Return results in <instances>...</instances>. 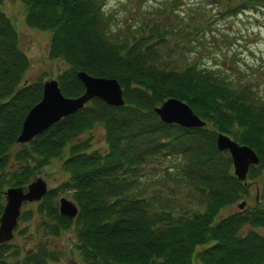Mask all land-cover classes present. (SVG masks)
<instances>
[{
  "label": "trees",
  "instance_id": "obj_1",
  "mask_svg": "<svg viewBox=\"0 0 264 264\" xmlns=\"http://www.w3.org/2000/svg\"><path fill=\"white\" fill-rule=\"evenodd\" d=\"M21 1L25 23L50 32L49 56L68 64L58 74L65 95L82 92L76 75L82 69L115 77L125 102L112 105L94 96L31 140L17 142L27 109L42 96V84L40 79L22 82L30 59L0 0V214L8 186L25 187L51 159L63 158L66 177L36 201L39 228L53 235L72 230L71 249L83 264H264V200H257L264 198V101L251 83L203 67L197 57L183 62L176 51L184 48L178 36L198 33L202 43L212 22L194 24L193 31L188 24L172 26L169 18L176 41L165 50L159 48L167 34L164 21L113 27L105 0ZM161 9L169 17L182 12ZM168 97L185 101L205 124L161 120L154 106ZM97 124L104 129V149L91 148L90 135L82 137ZM219 132L259 156L247 173L260 179L255 202L227 215L220 213L248 193V182L234 173L228 149L217 147ZM157 154L180 157L174 172L165 167L168 177L197 191L199 203L191 196L178 204L156 189H134ZM62 192L70 193L78 207L73 217L58 210ZM29 216L24 210L19 219ZM10 240L0 243V264H57L59 250L44 244L11 259L18 250Z\"/></svg>",
  "mask_w": 264,
  "mask_h": 264
},
{
  "label": "rangeland",
  "instance_id": "obj_2",
  "mask_svg": "<svg viewBox=\"0 0 264 264\" xmlns=\"http://www.w3.org/2000/svg\"><path fill=\"white\" fill-rule=\"evenodd\" d=\"M108 3L109 0H105L104 6ZM163 6L175 7L182 12L179 16L171 14L169 17V12L161 9ZM2 7L6 14L12 18L19 34V45L30 59L29 66L22 75V82L25 84L40 79L43 85V81L46 79L56 78L58 80V74L66 69L68 64L61 58L49 56L50 32L46 29L29 27L25 23L26 6L21 0H3ZM235 7L236 12L230 10ZM107 10L114 14L111 18L113 27L138 26L142 22H146L147 19H153L158 24L164 21L167 34L159 43V48L165 50L169 44L173 45L176 41L175 37L169 34L171 33L169 18H171L172 26L188 24L189 29L193 31L196 30L193 28L194 24L200 26L202 22L206 24L212 22V30L206 31L202 43L200 42L201 38L196 37L198 33L178 36L182 38L181 43H184L182 51L176 46L178 57L183 62L191 61L197 57L198 60H194L200 62L203 67L213 68L216 72L235 81L243 80L251 83L256 88L257 95L264 101V0H255L249 4L245 0H116L115 5L108 7ZM86 135H90L91 148L104 149L106 147L104 129L101 124L95 125L90 132L85 133L82 137ZM12 148L16 149L17 145ZM62 160L63 158L51 159L35 176H42L48 187L57 185L66 177L61 166ZM182 162L180 157L175 154L163 157L157 154L145 165L143 174L134 185V189L144 193L156 189L164 199L173 195L178 204L185 203L191 196L196 200V203H199L197 191L188 188L180 180L173 181L168 177L169 173L165 167L167 166L169 172L172 173L176 170V166ZM14 167H10V170ZM246 180L248 193L244 194L241 199L245 200L246 204H251L255 202L256 184L260 179L258 176L256 178V176L248 175ZM61 195L71 198L68 192L60 193L58 198ZM241 199L224 207L220 215H227L235 211L238 208L237 202ZM257 200H264V198L259 196ZM36 201L38 200L24 201L21 206V211H30L31 216L20 219L18 217L14 235L10 240L17 247L18 253L14 256L9 255L11 259L15 257L20 260L34 247L44 244L48 248L59 250L57 264H83L82 258L71 249L74 239L72 230L66 229L59 235H53L44 233L39 228L40 218L36 211ZM192 264H197V261L195 260Z\"/></svg>",
  "mask_w": 264,
  "mask_h": 264
},
{
  "label": "water",
  "instance_id": "obj_3",
  "mask_svg": "<svg viewBox=\"0 0 264 264\" xmlns=\"http://www.w3.org/2000/svg\"><path fill=\"white\" fill-rule=\"evenodd\" d=\"M76 75L84 85V91L77 96L65 95L56 78L43 81L42 96L25 114L17 141L31 140L53 122L79 109L94 96L112 105H121L125 102L122 87L115 77L93 75L82 69L78 70ZM154 111L165 122H175L184 126L205 124L204 119L177 97H168L159 105H155ZM216 144L219 149H228L234 173L239 179L245 180L250 164L259 161V156L251 146L239 143L225 133L219 132L216 135ZM47 189L46 180L37 175L25 187L11 185L4 190L5 203L0 214V243L13 237V229L18 222L23 202L41 199ZM245 202L242 200L237 206L242 208ZM58 210L61 214L73 217L77 214L78 207L71 198L62 195L59 197Z\"/></svg>",
  "mask_w": 264,
  "mask_h": 264
},
{
  "label": "clouds",
  "instance_id": "obj_4",
  "mask_svg": "<svg viewBox=\"0 0 264 264\" xmlns=\"http://www.w3.org/2000/svg\"><path fill=\"white\" fill-rule=\"evenodd\" d=\"M116 0H109L108 5L105 6V10H107L108 7H112L115 5Z\"/></svg>",
  "mask_w": 264,
  "mask_h": 264
}]
</instances>
